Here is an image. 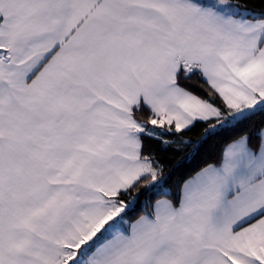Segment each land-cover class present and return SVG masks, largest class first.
I'll return each mask as SVG.
<instances>
[{
	"label": "snow or ice",
	"instance_id": "obj_1",
	"mask_svg": "<svg viewBox=\"0 0 264 264\" xmlns=\"http://www.w3.org/2000/svg\"><path fill=\"white\" fill-rule=\"evenodd\" d=\"M0 264H264V0H0Z\"/></svg>",
	"mask_w": 264,
	"mask_h": 264
},
{
	"label": "trees",
	"instance_id": "obj_2",
	"mask_svg": "<svg viewBox=\"0 0 264 264\" xmlns=\"http://www.w3.org/2000/svg\"><path fill=\"white\" fill-rule=\"evenodd\" d=\"M199 129H195L192 133H190L189 135L195 137V135L198 133Z\"/></svg>",
	"mask_w": 264,
	"mask_h": 264
}]
</instances>
